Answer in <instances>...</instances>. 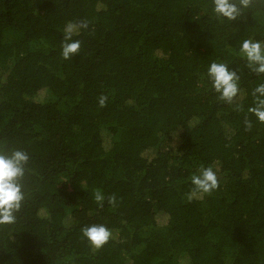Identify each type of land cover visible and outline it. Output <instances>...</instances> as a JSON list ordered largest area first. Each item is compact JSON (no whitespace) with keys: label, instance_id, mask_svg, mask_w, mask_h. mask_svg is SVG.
Wrapping results in <instances>:
<instances>
[{"label":"trees","instance_id":"16d2710c","mask_svg":"<svg viewBox=\"0 0 264 264\" xmlns=\"http://www.w3.org/2000/svg\"><path fill=\"white\" fill-rule=\"evenodd\" d=\"M251 3L227 21L212 0H0V150L30 156L0 264H264V123L247 111L264 74L235 54L264 40V0ZM69 21L88 28L65 60ZM212 61L240 76L232 104ZM201 166L219 187L189 201ZM93 223L116 232L96 251Z\"/></svg>","mask_w":264,"mask_h":264},{"label":"clouds","instance_id":"9594fccd","mask_svg":"<svg viewBox=\"0 0 264 264\" xmlns=\"http://www.w3.org/2000/svg\"><path fill=\"white\" fill-rule=\"evenodd\" d=\"M251 0H212V13L218 18L227 21L240 20L251 9ZM88 28L87 21H69L63 28V40L61 44V56L70 60L78 55L81 50V41L75 39L82 30ZM235 54L247 62V67L258 76L264 74V40L248 37L242 39ZM207 80L212 89L218 94V98L229 104L234 103L242 95L240 76L237 71L229 67L225 62L212 61L206 72ZM253 105L247 111L264 123V82L258 83L252 91ZM108 97H99V106L104 107ZM239 108V105H236ZM248 128L252 127L250 120H245ZM29 153L20 148H12L8 151L0 150V225L14 224L17 214L22 209L27 193L24 190L23 179L29 170ZM194 186L187 194V199L203 198L211 194L219 187L220 181L217 172L212 166H201L197 173L190 177ZM94 200L99 207L104 206L105 195L99 189L93 193ZM107 202L115 207L116 196L107 197ZM81 234L87 240L93 251L103 248L111 240L116 238V232L104 223H93L81 228Z\"/></svg>","mask_w":264,"mask_h":264},{"label":"rangeland","instance_id":"374dc122","mask_svg":"<svg viewBox=\"0 0 264 264\" xmlns=\"http://www.w3.org/2000/svg\"><path fill=\"white\" fill-rule=\"evenodd\" d=\"M260 19L264 22V15L263 14L260 15ZM7 40H9V39H7ZM36 47H37V45H35L33 47V49L36 48ZM166 145H168V143H166ZM221 182H222V184H225L226 180L223 179Z\"/></svg>","mask_w":264,"mask_h":264}]
</instances>
